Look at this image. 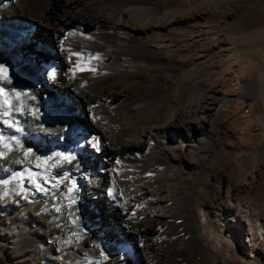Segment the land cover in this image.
<instances>
[{"label":"bare ground","instance_id":"obj_1","mask_svg":"<svg viewBox=\"0 0 264 264\" xmlns=\"http://www.w3.org/2000/svg\"><path fill=\"white\" fill-rule=\"evenodd\" d=\"M0 264H264V0H0Z\"/></svg>","mask_w":264,"mask_h":264},{"label":"rangeland","instance_id":"obj_2","mask_svg":"<svg viewBox=\"0 0 264 264\" xmlns=\"http://www.w3.org/2000/svg\"><path fill=\"white\" fill-rule=\"evenodd\" d=\"M60 101H61V100H60ZM61 102H62L63 104H67V103H65L64 101H61ZM67 105L69 106L68 108H69L70 110H72V109L75 110V109H74L75 107H73L72 105H69V104H67ZM72 112H73V111H72ZM75 115H76V114H75ZM165 171H166V169H162V172H165ZM198 175H199L198 173H197V175H195V174L193 175V177H194V179H195L196 181H199V179H200V175H199V176H198ZM197 176H198V177H197ZM197 178H198V180H197ZM195 180H194V181H195ZM208 181H211V178H210V177L208 178ZM218 185H219V184H217V188H218ZM252 193L255 194L256 191H254V192L252 191ZM250 194H251V193H250ZM250 194L246 195V197L249 198V199H250V198L253 199V200H251L250 202L255 201V200L257 199L258 195L255 194L254 196H255L256 198H255V197L253 198V197L251 196V195H253V194H251V195H250ZM250 196H251V197H250ZM249 215H250V214H249ZM249 215H248V216H249ZM184 218H185V216H181V217H178V216H177V218H175V220H178V221H175V220H174L173 224H175V226H176V228H177V231L182 232L186 238H189L190 236L192 237V236L194 235L195 232L192 231L193 228H189V226L191 227L190 222H188V220H187L186 218H185V219H184ZM249 218H251V217H249ZM181 220H183V221H181ZM184 220L187 221L188 223L186 224V222H185ZM183 222H185V225H184ZM179 228H180V229H179ZM187 228H188V230H187ZM189 230H190V231H189ZM194 231H195V230H194ZM185 232H186V233H185ZM187 232H189V233L187 234ZM244 238H245V237H243V240H244Z\"/></svg>","mask_w":264,"mask_h":264},{"label":"snow or ice","instance_id":"obj_3","mask_svg":"<svg viewBox=\"0 0 264 264\" xmlns=\"http://www.w3.org/2000/svg\"><path fill=\"white\" fill-rule=\"evenodd\" d=\"M5 103H7V101H5ZM65 159H67V157H65Z\"/></svg>","mask_w":264,"mask_h":264}]
</instances>
